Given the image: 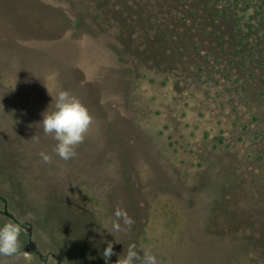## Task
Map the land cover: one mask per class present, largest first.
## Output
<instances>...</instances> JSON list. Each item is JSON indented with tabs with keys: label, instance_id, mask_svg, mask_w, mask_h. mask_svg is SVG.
Wrapping results in <instances>:
<instances>
[{
	"label": "rangeland",
	"instance_id": "374dc122",
	"mask_svg": "<svg viewBox=\"0 0 264 264\" xmlns=\"http://www.w3.org/2000/svg\"><path fill=\"white\" fill-rule=\"evenodd\" d=\"M34 1L45 28L0 0V264H264V0ZM60 89L93 117L67 161L39 124Z\"/></svg>",
	"mask_w": 264,
	"mask_h": 264
},
{
	"label": "clouds",
	"instance_id": "9594fccd",
	"mask_svg": "<svg viewBox=\"0 0 264 264\" xmlns=\"http://www.w3.org/2000/svg\"><path fill=\"white\" fill-rule=\"evenodd\" d=\"M93 117L82 101L68 90L60 89L56 92L54 102L43 112L39 124L43 133L50 136L54 141L52 152L62 160H70L77 156V147L83 143L90 127ZM34 140L38 137L33 136ZM41 157L47 162L50 157L44 152ZM116 220L112 223V230L122 231L123 225L130 226L134 221L127 213L117 209L114 213ZM22 227L19 223L10 221L0 224V256L12 257L21 253L19 238ZM115 255L113 243L107 242L102 251L105 264H110V257ZM161 264L156 255L151 251H144L141 256L135 244H130L123 255H119L115 264Z\"/></svg>",
	"mask_w": 264,
	"mask_h": 264
},
{
	"label": "trees",
	"instance_id": "16d2710c",
	"mask_svg": "<svg viewBox=\"0 0 264 264\" xmlns=\"http://www.w3.org/2000/svg\"><path fill=\"white\" fill-rule=\"evenodd\" d=\"M34 6L33 8L35 9V12L31 15L28 13V15L26 16H30L32 17L33 19H30V25L32 27L36 26V28H39V29H42V28H45L46 27V22L44 20V17H43V14H45V11L46 10H53L55 11L54 9L50 8L49 6L47 5H44V4H40L38 1H34ZM59 10L57 9L55 12H58ZM24 12V9L23 11ZM60 12V11H59ZM33 15H37L35 16V18L33 17ZM60 15V13H59ZM44 30V29H43ZM35 37V36H34ZM15 48V47H14Z\"/></svg>",
	"mask_w": 264,
	"mask_h": 264
},
{
	"label": "crops",
	"instance_id": "0c3cea01",
	"mask_svg": "<svg viewBox=\"0 0 264 264\" xmlns=\"http://www.w3.org/2000/svg\"><path fill=\"white\" fill-rule=\"evenodd\" d=\"M27 252V251H26Z\"/></svg>",
	"mask_w": 264,
	"mask_h": 264
},
{
	"label": "water",
	"instance_id": "95a60500",
	"mask_svg": "<svg viewBox=\"0 0 264 264\" xmlns=\"http://www.w3.org/2000/svg\"><path fill=\"white\" fill-rule=\"evenodd\" d=\"M28 251V250H27Z\"/></svg>",
	"mask_w": 264,
	"mask_h": 264
}]
</instances>
